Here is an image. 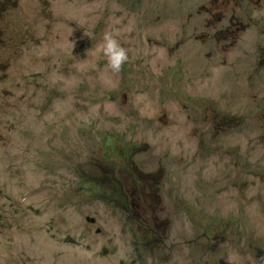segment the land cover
Masks as SVG:
<instances>
[{"label": "rangeland", "instance_id": "obj_1", "mask_svg": "<svg viewBox=\"0 0 264 264\" xmlns=\"http://www.w3.org/2000/svg\"><path fill=\"white\" fill-rule=\"evenodd\" d=\"M200 1L0 0V264H264V24Z\"/></svg>", "mask_w": 264, "mask_h": 264}, {"label": "clouds", "instance_id": "obj_2", "mask_svg": "<svg viewBox=\"0 0 264 264\" xmlns=\"http://www.w3.org/2000/svg\"><path fill=\"white\" fill-rule=\"evenodd\" d=\"M249 2L250 0L233 1L234 4L237 3V7H242L245 9L246 12H249V16L251 14V8L253 7L254 8L252 14L253 16H255L257 13H261L264 17L262 6ZM208 3L209 0H201L197 4L196 9L201 5H206L205 7H207L208 11H210L212 6H209ZM237 15L238 14L236 13L234 14L231 13L228 14V18H230L232 21V19ZM244 22H247V20L245 19ZM245 33L247 36L241 39V44L239 45H235V44L228 45V42H226V48H227L226 52L237 50L239 52V58L242 61L255 60L264 63V51L256 50L254 47L255 42L264 43V39H262L264 37V32L257 33L255 30L251 29V26H249L248 30ZM85 35H87V33H85ZM213 37L216 38V36H212L211 38ZM5 43H6L5 40L0 39V52L2 53V57H0V82L6 79L7 69L9 67V62H10L9 58L4 57ZM71 43L72 46L74 47V42ZM102 51H103V55L107 59V67L110 68L113 73H119L122 70L123 66L129 60L128 50L121 45V43L116 38V36L111 32H105L103 35ZM261 54L262 56H259ZM236 110L237 109L229 108L228 110L229 116H236L237 115ZM21 192L27 194L32 193L30 187L21 189ZM223 194L228 195L227 188H224Z\"/></svg>", "mask_w": 264, "mask_h": 264}, {"label": "trees", "instance_id": "obj_3", "mask_svg": "<svg viewBox=\"0 0 264 264\" xmlns=\"http://www.w3.org/2000/svg\"><path fill=\"white\" fill-rule=\"evenodd\" d=\"M255 17L257 18V21H260V22H262V24H264V17L259 18L258 13L255 15ZM254 47H255L256 50L264 51V43L255 42ZM105 174H108V173H105ZM115 175L116 174L114 173V170L112 168V173H111V175L108 178L103 179L100 182H98V181H95V182L98 183V184H100V185H102V186H104L105 189H108L109 184H112L111 181L113 180V176H115Z\"/></svg>", "mask_w": 264, "mask_h": 264}]
</instances>
